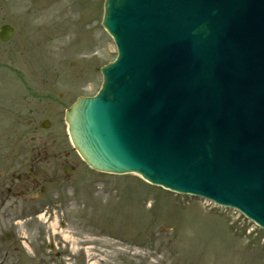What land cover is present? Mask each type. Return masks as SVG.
Returning a JSON list of instances; mask_svg holds the SVG:
<instances>
[{
  "label": "water",
  "instance_id": "95a60500",
  "mask_svg": "<svg viewBox=\"0 0 264 264\" xmlns=\"http://www.w3.org/2000/svg\"><path fill=\"white\" fill-rule=\"evenodd\" d=\"M102 24L118 57L66 111L86 163L264 228V0H105Z\"/></svg>",
  "mask_w": 264,
  "mask_h": 264
},
{
  "label": "rangeland",
  "instance_id": "374dc122",
  "mask_svg": "<svg viewBox=\"0 0 264 264\" xmlns=\"http://www.w3.org/2000/svg\"><path fill=\"white\" fill-rule=\"evenodd\" d=\"M104 2L0 0V28L16 30L0 41V175L28 163L38 141L69 148L62 107L33 117L26 107L43 110L62 95L67 108L99 91L101 68L117 56L102 27ZM33 119L37 127L27 125ZM46 119L50 128L41 127ZM79 175L66 190L47 183L52 205L43 210L25 201L38 189L0 191V264H264V230L234 209L134 174Z\"/></svg>",
  "mask_w": 264,
  "mask_h": 264
},
{
  "label": "flooded vegetation",
  "instance_id": "af4514ba",
  "mask_svg": "<svg viewBox=\"0 0 264 264\" xmlns=\"http://www.w3.org/2000/svg\"><path fill=\"white\" fill-rule=\"evenodd\" d=\"M49 95L52 94L50 93ZM61 96H59V102L48 104L43 110L26 107L29 105H26V103L24 106L27 108L28 114L32 117L38 113L46 115L48 111L53 112L54 105H56L57 110L59 107H62V115L63 112L66 111V108L63 106V98ZM46 120H49L52 124L50 119ZM62 123L64 124L63 119ZM27 125L37 127L38 121L36 119L28 120ZM33 143H37V141L32 139L30 144ZM38 143L39 144L36 146H30L31 149L29 147L30 150H28V153L32 159L28 163H24L13 174L2 173L0 175V191L3 193L4 190H6L8 192L7 197L14 196L13 191L15 194H18L16 196H24L25 194L38 189V193L35 197L25 199V201H29L36 205V208H34L35 211L49 208L52 205L51 202H44V197L50 191L49 185H46L47 183H57L59 190H66L70 188L69 184H71L72 181H75L74 179L78 180L81 177L79 175V170L88 168L68 140L67 143L69 148L63 147V149H61V146L59 145H48L49 143L45 141H38ZM60 174L62 177L60 180L63 182L62 185L59 182L60 180H57ZM42 182L44 183L43 185ZM7 202L8 201L5 200L4 205Z\"/></svg>",
  "mask_w": 264,
  "mask_h": 264
}]
</instances>
